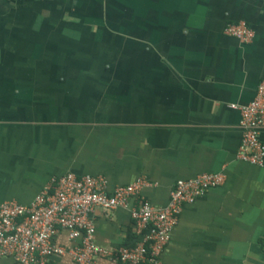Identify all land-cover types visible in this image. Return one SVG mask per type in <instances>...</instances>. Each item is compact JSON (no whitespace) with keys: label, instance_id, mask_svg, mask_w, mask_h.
Segmentation results:
<instances>
[{"label":"crops","instance_id":"0c3cea01","mask_svg":"<svg viewBox=\"0 0 264 264\" xmlns=\"http://www.w3.org/2000/svg\"><path fill=\"white\" fill-rule=\"evenodd\" d=\"M236 21L255 30L253 43L224 33ZM48 55L89 57L59 67L87 76L0 83V206L29 204L74 173L103 176L111 190L144 179L142 195L165 207L179 180L222 173V185L184 205L161 264H264V165L238 158L241 116L231 107L264 82V0H0V57ZM112 55L124 63H97ZM95 217L97 245L140 240L131 208ZM56 243L76 245L66 230ZM49 264L77 263L66 254Z\"/></svg>","mask_w":264,"mask_h":264},{"label":"built area","instance_id":"2783aa9c","mask_svg":"<svg viewBox=\"0 0 264 264\" xmlns=\"http://www.w3.org/2000/svg\"><path fill=\"white\" fill-rule=\"evenodd\" d=\"M224 33L242 44L254 42L256 32L245 21L228 23ZM240 112L242 143L238 158L264 165V82L255 98L243 105L233 104ZM222 173H205L181 179L172 191L169 204L157 207L142 195L151 185L144 179L109 188L103 176L66 173L53 177L29 204L5 202L0 206V259L12 258L17 264H49L55 256L70 254L77 264H96L97 258H110L123 264H161L166 246L178 225L185 204L196 202L224 183ZM132 209L140 240L133 247L103 248L96 242L95 215ZM62 230L69 232L76 245L69 249L56 243Z\"/></svg>","mask_w":264,"mask_h":264},{"label":"trees","instance_id":"16d2710c","mask_svg":"<svg viewBox=\"0 0 264 264\" xmlns=\"http://www.w3.org/2000/svg\"><path fill=\"white\" fill-rule=\"evenodd\" d=\"M237 22H239V21H236V22H233V23H237ZM229 23H232V22H229ZM60 57H62V59L65 60V63L64 62L54 63L53 61H50V62L44 61L45 62L44 69H46V70L43 71L44 73H40L42 76L41 75L40 76L36 75L37 72L36 73H30V72L29 73H19V72H15V73L11 74L10 72L6 71V67H8V66H10L12 64H15V63L25 64V62L33 64V63L39 62L42 58H39V57H28L26 59H21V58L16 57V56L7 57V58L6 57H0V66H5V71H6V72L5 71H0V83H4V84L11 83V80H13L11 78H14V77L15 78H24V79H28L29 78V79H42V80H47V81H53L55 79H60L61 77L65 78L68 75V72H64L63 70H59V67H62L65 64H71L72 58L75 59V61H72L73 63H85L86 64V63L90 62L89 61V57H79V56L77 57V56H69V55L68 56H64L63 55V56H60ZM121 62H123V61L114 62V63L118 67ZM131 63H133V60H132ZM47 66H49L50 71H48ZM112 74H115V73H111V79H115V80H118L120 78V75H122L120 73H116L115 76H113ZM0 91H1L0 95H3L2 94V90H0ZM3 91L8 94V92H12V89L9 88V87H6L5 89H3Z\"/></svg>","mask_w":264,"mask_h":264},{"label":"rangeland","instance_id":"374dc122","mask_svg":"<svg viewBox=\"0 0 264 264\" xmlns=\"http://www.w3.org/2000/svg\"><path fill=\"white\" fill-rule=\"evenodd\" d=\"M66 56H68V55H66ZM118 57H119L118 55L116 57H115V55H112L110 59L104 58V59L99 60L97 63L103 64V60H104V63L110 62L109 64L112 65L114 62H119L120 61V58H118ZM61 59H62V57H60V56L48 55V56H43L42 59L39 62H36V64L41 65L44 68L45 67V62L44 61H48V62L53 61L54 63H58V62H64L65 63V60L64 59L61 60ZM72 61H75V59L72 58L71 62ZM26 63H28V62H26ZM30 64H32V63H30ZM47 69H48V71H50L49 66H47ZM0 70H2V69L0 68ZM30 73H36V72L35 71H31ZM40 73H44V72L43 71L42 72H37L36 75L40 76L41 75ZM68 74L71 75V76L76 77V79L78 77H81V76H84V77L87 76V74L83 75V74H79V72H68ZM115 74H112V75L115 76ZM110 79H111V74H110Z\"/></svg>","mask_w":264,"mask_h":264}]
</instances>
